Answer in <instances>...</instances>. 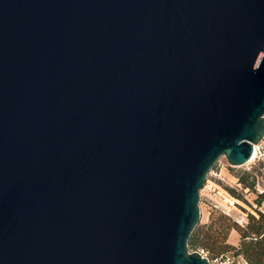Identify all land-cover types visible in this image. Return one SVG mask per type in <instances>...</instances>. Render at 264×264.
Returning <instances> with one entry per match:
<instances>
[{
	"label": "water",
	"instance_id": "water-1",
	"mask_svg": "<svg viewBox=\"0 0 264 264\" xmlns=\"http://www.w3.org/2000/svg\"><path fill=\"white\" fill-rule=\"evenodd\" d=\"M264 138V0H0V264H210L199 191Z\"/></svg>",
	"mask_w": 264,
	"mask_h": 264
},
{
	"label": "trees",
	"instance_id": "trees-1",
	"mask_svg": "<svg viewBox=\"0 0 264 264\" xmlns=\"http://www.w3.org/2000/svg\"><path fill=\"white\" fill-rule=\"evenodd\" d=\"M238 183L243 189L255 193L253 204H250L240 193L233 188H227L229 193L247 204L251 210L246 212V222L243 225L238 224L228 214L212 209L208 221L203 224H197L190 234L187 245L190 251H202L208 259L224 254L241 255L248 264H264V211L259 209L264 201V191L258 193L255 191V177L249 179L248 174L238 177ZM234 229L238 233V242L231 245L227 238L230 231Z\"/></svg>",
	"mask_w": 264,
	"mask_h": 264
},
{
	"label": "rangeland",
	"instance_id": "rangeland-1",
	"mask_svg": "<svg viewBox=\"0 0 264 264\" xmlns=\"http://www.w3.org/2000/svg\"><path fill=\"white\" fill-rule=\"evenodd\" d=\"M262 154V156H259L254 153L252 160L239 166H230L223 156L217 160L207 174L204 185L199 191V224L208 221L212 209L228 214L240 225L246 222V212L242 208L245 211L251 210V208L243 201L233 197L227 188L235 189L237 193H240L243 198L255 206L253 203L255 193L243 189L237 180L243 174H248L249 179L254 176L256 180L255 191L258 193L264 191V153ZM259 209L264 211V201H262Z\"/></svg>",
	"mask_w": 264,
	"mask_h": 264
},
{
	"label": "built area",
	"instance_id": "built-area-1",
	"mask_svg": "<svg viewBox=\"0 0 264 264\" xmlns=\"http://www.w3.org/2000/svg\"><path fill=\"white\" fill-rule=\"evenodd\" d=\"M263 142L260 141L258 144L253 145V152L255 155L262 156L263 154ZM201 255L207 257L205 253L199 251ZM210 264H248L241 255H233L231 253L220 254L213 259H208Z\"/></svg>",
	"mask_w": 264,
	"mask_h": 264
},
{
	"label": "crops",
	"instance_id": "crops-1",
	"mask_svg": "<svg viewBox=\"0 0 264 264\" xmlns=\"http://www.w3.org/2000/svg\"><path fill=\"white\" fill-rule=\"evenodd\" d=\"M262 142L264 143V138L262 140ZM263 153H264V150H263ZM228 242L231 244V245H236L237 242H238V233L236 230L232 229L228 235V238H227Z\"/></svg>",
	"mask_w": 264,
	"mask_h": 264
},
{
	"label": "bare ground",
	"instance_id": "bare-ground-1",
	"mask_svg": "<svg viewBox=\"0 0 264 264\" xmlns=\"http://www.w3.org/2000/svg\"><path fill=\"white\" fill-rule=\"evenodd\" d=\"M253 157H254V152L252 153V156H251L250 160H252ZM250 160H249V161H250Z\"/></svg>",
	"mask_w": 264,
	"mask_h": 264
}]
</instances>
